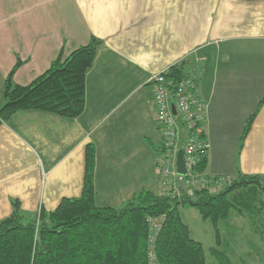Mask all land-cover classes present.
Here are the masks:
<instances>
[{
    "label": "crops",
    "instance_id": "0c3cea01",
    "mask_svg": "<svg viewBox=\"0 0 264 264\" xmlns=\"http://www.w3.org/2000/svg\"><path fill=\"white\" fill-rule=\"evenodd\" d=\"M93 38L102 45L79 117L23 111L0 125V221L16 200L36 215L80 197L90 144L97 206L161 193L150 80L188 60L207 104L208 173L264 178V0H0V108L18 62L26 86Z\"/></svg>",
    "mask_w": 264,
    "mask_h": 264
},
{
    "label": "trees",
    "instance_id": "16d2710c",
    "mask_svg": "<svg viewBox=\"0 0 264 264\" xmlns=\"http://www.w3.org/2000/svg\"><path fill=\"white\" fill-rule=\"evenodd\" d=\"M101 45L93 38L68 57L62 53L43 75L26 86L14 81L21 66L18 62L6 80L0 125L23 111L79 117L85 110L86 77ZM192 63L188 60L171 67L167 79L174 86L188 78L198 85L199 76L191 74ZM255 116L247 121L240 148ZM199 140L207 144L206 136L200 135ZM155 150L159 167L164 154L162 140ZM207 153L208 149L199 155L196 172L207 174L213 182L195 189L192 196L182 185L181 196L167 195L163 189L159 194L143 189L122 208L115 209L96 204V149L87 145L80 197L65 198L54 211L43 210L36 215L24 212L20 202L13 201L11 215L0 221V264H151L149 234L151 219L156 218L163 219L154 245L159 264H207L205 249L193 239L181 212L180 208L186 206L196 208L202 219L211 223L217 246L222 244V226L240 219L251 220L253 231L264 241V225L256 222L264 213V178L238 172L230 183H220L207 171ZM222 186V192H212ZM213 251L221 255L218 247Z\"/></svg>",
    "mask_w": 264,
    "mask_h": 264
},
{
    "label": "built area",
    "instance_id": "2783aa9c",
    "mask_svg": "<svg viewBox=\"0 0 264 264\" xmlns=\"http://www.w3.org/2000/svg\"><path fill=\"white\" fill-rule=\"evenodd\" d=\"M168 71L155 74L150 84L154 90L157 123L162 136L163 159L159 165L160 183L167 195L181 196L180 185L192 196L195 189L212 183L207 174H198L196 167L199 155L206 152L207 144H202L200 135L206 136L207 104L200 95L198 85L191 79L174 86L167 79ZM175 108L176 113H174ZM182 151L186 174L177 170L178 153ZM220 183H230V178L218 177ZM217 182V181H216ZM162 218L151 219L149 253L151 264H159L154 255V245L162 228Z\"/></svg>",
    "mask_w": 264,
    "mask_h": 264
},
{
    "label": "rangeland",
    "instance_id": "374dc122",
    "mask_svg": "<svg viewBox=\"0 0 264 264\" xmlns=\"http://www.w3.org/2000/svg\"><path fill=\"white\" fill-rule=\"evenodd\" d=\"M223 190L224 186L213 189L212 192L220 193ZM156 193L159 194L160 191ZM180 209L193 239L205 249L207 264H264V241L260 234L253 231L251 220L230 221L227 226H222V244L217 246L211 223L203 220L196 208L186 206ZM256 222L264 225V213ZM216 247L221 255L213 251Z\"/></svg>",
    "mask_w": 264,
    "mask_h": 264
},
{
    "label": "water",
    "instance_id": "95a60500",
    "mask_svg": "<svg viewBox=\"0 0 264 264\" xmlns=\"http://www.w3.org/2000/svg\"><path fill=\"white\" fill-rule=\"evenodd\" d=\"M174 113H176L175 108H173ZM177 170L180 175H185L186 174V167H185V162H184V157H183V152L180 151L178 153L177 157Z\"/></svg>",
    "mask_w": 264,
    "mask_h": 264
}]
</instances>
